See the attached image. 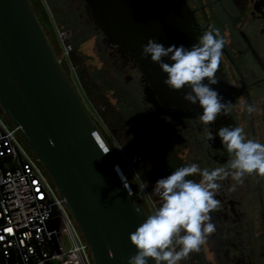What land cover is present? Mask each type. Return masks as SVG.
I'll return each mask as SVG.
<instances>
[{
	"label": "water",
	"instance_id": "1",
	"mask_svg": "<svg viewBox=\"0 0 264 264\" xmlns=\"http://www.w3.org/2000/svg\"><path fill=\"white\" fill-rule=\"evenodd\" d=\"M83 1L108 42L129 55L150 84L148 103L171 118L166 74L150 57L142 58L141 51L149 38L166 48H190L197 42L187 3ZM185 93L175 95L181 103ZM0 109L48 173L89 247L92 263L127 264L137 251L129 234L150 213L87 111L29 0H0Z\"/></svg>",
	"mask_w": 264,
	"mask_h": 264
},
{
	"label": "clouds",
	"instance_id": "2",
	"mask_svg": "<svg viewBox=\"0 0 264 264\" xmlns=\"http://www.w3.org/2000/svg\"><path fill=\"white\" fill-rule=\"evenodd\" d=\"M224 46L225 40L214 25L190 48L183 45L166 48L153 38L142 45L141 57H150L166 74L164 85L174 91L190 89L183 99L192 105L198 103L202 109L199 121L209 133L208 141L214 138L209 125L220 115H229L235 106L230 101L222 102L223 97L211 87L220 79L217 73ZM165 58L170 62H165ZM241 107L248 114L256 111L254 105L245 103ZM217 134L229 154L227 163L211 170L196 164L183 166L156 181L153 191L161 204L129 234L137 251L128 258L127 264H149L150 260L154 264H179L191 253L199 252L216 230L210 213L221 207V200L217 198L222 187L220 182L231 178L232 190H235L247 176L264 177V143L246 138L239 126H223ZM197 174L201 177L199 181L189 178Z\"/></svg>",
	"mask_w": 264,
	"mask_h": 264
},
{
	"label": "flooded vegetation",
	"instance_id": "3",
	"mask_svg": "<svg viewBox=\"0 0 264 264\" xmlns=\"http://www.w3.org/2000/svg\"><path fill=\"white\" fill-rule=\"evenodd\" d=\"M184 1L193 13L192 28L196 41L213 25L220 30L225 40L217 73L220 79L218 84L211 87L223 97L222 102L230 101L235 104L233 111L229 115H220L215 123L209 125V131L214 138L208 141L209 133L199 121V115L202 114L199 104L192 105L185 100L181 103L175 96L190 89L172 90L171 118L158 114L154 106L148 103L147 95L145 98L155 113L167 120L166 124L171 127V139L176 143L175 146L180 139L185 140L187 145L184 156L190 162L200 165L201 169L211 170L223 166L229 159V154L217 134L221 127H242L246 138L264 143V0ZM107 44L109 47V43ZM111 48L119 51L121 58L136 65L129 55H122L118 46ZM138 71L140 72L139 68ZM140 74L143 89L150 93V84L141 72ZM183 95L180 96L183 98ZM245 103L254 105L256 111L248 114L241 107ZM247 179L250 181L252 193L258 191L264 194V177L251 175ZM220 219L212 218L216 230L208 239L212 241L213 248L209 249L205 243L207 252L217 264H245L250 257L241 253L233 254L238 251L239 246L229 239L231 230ZM259 258L264 259V250Z\"/></svg>",
	"mask_w": 264,
	"mask_h": 264
},
{
	"label": "built area",
	"instance_id": "4",
	"mask_svg": "<svg viewBox=\"0 0 264 264\" xmlns=\"http://www.w3.org/2000/svg\"><path fill=\"white\" fill-rule=\"evenodd\" d=\"M56 33L61 61L70 62L73 34L58 28ZM122 160L134 170L142 162L126 153ZM145 192L156 208L146 188ZM57 220L63 221L62 230L54 226ZM76 234L63 201L20 143L17 131L0 117V257L5 264L12 258L14 264H91L89 247ZM62 238H67L68 249Z\"/></svg>",
	"mask_w": 264,
	"mask_h": 264
},
{
	"label": "rangeland",
	"instance_id": "5",
	"mask_svg": "<svg viewBox=\"0 0 264 264\" xmlns=\"http://www.w3.org/2000/svg\"><path fill=\"white\" fill-rule=\"evenodd\" d=\"M42 1L51 20V23L48 26L49 29L52 27L54 30H56V28L60 29L59 21L63 22V20L71 21L74 18H80L81 23L83 24L87 21L85 9L80 0ZM85 39H87V42L82 45L81 49L87 55H91L94 52V64L97 66L98 70L101 71V77L108 83L117 82V85L114 86L115 90L111 92V95L114 96V101L122 108L125 115L131 120L134 118L137 124L150 125L155 129H158L160 126L166 124L167 120L164 117L158 116L150 105L146 103L147 101L145 95L147 90H144L142 87L141 74L136 65L134 63L132 64L129 60L121 58L120 52L111 48V46L116 47V45L109 42L101 45L99 41H95L90 35L88 36V34ZM107 43H109V47ZM97 55H104L103 64L99 63L96 58ZM69 70L70 79L77 89L87 111L97 122L101 131L105 133L104 135L110 139L116 153L122 157L123 153L126 152V149H122L108 133L96 112L85 98L77 81L74 70L72 68ZM0 117L3 119L1 115ZM170 128L171 127L168 125V128L163 130V132L165 136H168V138L171 139ZM20 143L22 146L24 145V143ZM177 143L176 148H181L183 151L186 149L185 146L187 144L185 143V140L180 139ZM173 144L175 145L176 143ZM125 166L127 168V176H130L132 181L135 182L137 192L143 197L144 204L146 205L149 213H152L155 208L150 202L145 192V187L139 181L135 172L139 165L136 166L135 170L129 168L127 165ZM220 183L222 184V187L217 198L221 200V207L218 211L210 213L212 214V218H221L220 220L223 221V224L230 228L231 231L229 239L233 244L237 243L239 246L238 251H235L233 254L241 253L249 256L250 258L245 264H264V259L259 258L261 252L264 250V194L261 192L258 193V191L256 193H252L250 191V181H248L247 177L244 179L243 184L236 186L235 190H232L234 181H232L231 178H228ZM148 188L150 187L148 186ZM70 220L72 225L75 227L77 239L80 241L82 237L77 229V226L71 217ZM54 226L57 229L62 230L64 223L62 220H57L54 222ZM208 239L206 243L209 249H212L213 243ZM61 242L67 249L70 247L67 238H62ZM88 255L90 257V251ZM0 264H5L1 257Z\"/></svg>",
	"mask_w": 264,
	"mask_h": 264
},
{
	"label": "trees",
	"instance_id": "6",
	"mask_svg": "<svg viewBox=\"0 0 264 264\" xmlns=\"http://www.w3.org/2000/svg\"><path fill=\"white\" fill-rule=\"evenodd\" d=\"M33 6V9L45 30L47 36L50 38L57 55L60 57L62 49L57 38V33L54 28L49 29L51 23L50 17L47 14V10L42 0H29ZM85 9L87 21L85 24L81 23L80 18H74L73 20L59 21L60 30H69L73 34V39L70 42L72 45V52L70 54V62L62 61V65L70 78V68L75 72L77 81L82 89V92L92 106L97 116L101 120L102 124L113 137L115 142L122 148L126 149V155L130 158L139 156L142 158V162L136 169L139 181L145 186L148 195L153 201L157 203L156 208L160 206L161 200L153 191L157 180L164 178L172 173L177 168L197 164L190 162L184 155L185 151L181 148H176L173 145L172 139L164 135L163 130L168 128V124L160 126L158 129L152 128L150 125L137 124L136 120H132L125 115L122 108L114 101V96L111 92L115 90L117 82L108 83L101 77V71L98 70L94 64L95 58L93 53L91 55L85 54L81 47L87 42L86 35H90L95 41H99L101 45L108 42L104 33L94 24L91 14L87 9V5L83 0H80ZM104 55H97V59L100 64L104 62ZM96 59V60H97ZM113 96V97H112ZM117 100V99H116ZM0 115L9 127H12L9 120L3 115L0 109ZM146 125V126H145ZM104 133V132H103ZM105 134V133H104ZM109 140L113 151L117 155L124 171L126 172V166L122 160V157L116 153L113 148L110 139ZM18 139L22 142L18 135ZM23 143V142H22ZM29 156L35 161V163L43 171L44 175L49 180L51 186L54 188L53 183L43 168L41 163L35 159L30 151L23 145ZM198 165V164H197ZM200 168V165H198ZM203 169V168H202ZM127 174V173H126ZM132 186L135 188V182L128 176ZM190 179L199 181L201 177L197 174ZM148 186L150 188H148ZM137 192V190H136ZM138 197L144 207L143 197L137 192ZM148 211V209H147ZM149 212V211H148ZM91 264L92 261H91ZM179 264H217L213 256L207 252L205 244L201 246L199 252H193L187 259L179 262Z\"/></svg>",
	"mask_w": 264,
	"mask_h": 264
}]
</instances>
